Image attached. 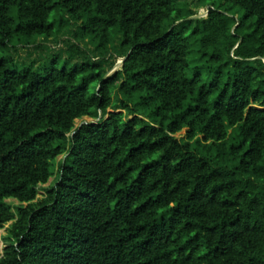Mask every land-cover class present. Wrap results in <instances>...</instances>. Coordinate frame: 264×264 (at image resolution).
Here are the masks:
<instances>
[{
    "label": "trees",
    "instance_id": "obj_1",
    "mask_svg": "<svg viewBox=\"0 0 264 264\" xmlns=\"http://www.w3.org/2000/svg\"><path fill=\"white\" fill-rule=\"evenodd\" d=\"M195 1L0 0V264H264V0Z\"/></svg>",
    "mask_w": 264,
    "mask_h": 264
},
{
    "label": "rangeland",
    "instance_id": "obj_2",
    "mask_svg": "<svg viewBox=\"0 0 264 264\" xmlns=\"http://www.w3.org/2000/svg\"><path fill=\"white\" fill-rule=\"evenodd\" d=\"M211 3H219V0H205L204 2H201L199 0L195 1V3L192 4V8H194L195 10V15L194 17L196 18H205L207 17L208 14V8L210 7ZM75 28V27H73ZM68 40L69 42L66 43L65 42ZM79 40V41H78ZM76 40L73 36H69V34L66 35V37L64 38L62 35L59 36L58 38H50L48 40L43 39V38H39L37 43L38 45H32V46H19L17 48V50L15 51L16 53L14 54L15 60L23 63H31L33 61L36 62V67L35 69H37V66H39L40 63L44 62L45 60H51L54 59L55 55L60 54L61 52V56L62 59L58 62V66L61 67L63 66V64L65 63V58L68 57V45L70 44H77L80 48V51L85 54L86 52L89 53V49L93 48V46H95V42H91L92 44H90V41L85 40L82 41L80 39ZM92 40V39H91ZM78 54L75 57L77 59H82L84 58V54ZM86 55V54H85ZM96 55V54H94ZM97 56V55H96ZM122 61L123 58H118L117 59V63L115 64L114 68L109 72V74H112L114 71L119 70L122 66ZM51 62V61H50ZM79 64L82 65V61H78V60H71L69 62V65H75V64ZM96 86V82H93L91 89L93 90L94 87ZM93 121V119L89 118V117H85L83 119H78L76 121V126L79 127L84 123ZM98 121V120H96ZM186 132L187 129H184L182 132L176 134V136L178 138L184 137L186 136ZM63 157H60L58 160H61ZM57 175H54L50 181L47 184H43L41 185L40 188V195L39 198L44 197L45 195V188L49 187L53 182H55ZM11 203L14 204H18V202L16 200L13 199H9L8 200ZM10 227V223L6 225L5 228L0 229V243L4 244V237L8 235V231L7 229Z\"/></svg>",
    "mask_w": 264,
    "mask_h": 264
}]
</instances>
